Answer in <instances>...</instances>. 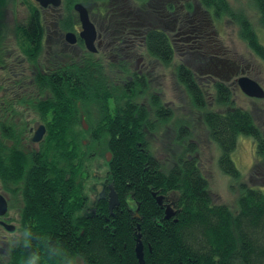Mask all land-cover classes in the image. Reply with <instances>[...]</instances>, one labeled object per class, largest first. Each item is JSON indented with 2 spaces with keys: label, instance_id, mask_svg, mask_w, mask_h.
I'll use <instances>...</instances> for the list:
<instances>
[{
  "label": "trees",
  "instance_id": "16d2710c",
  "mask_svg": "<svg viewBox=\"0 0 264 264\" xmlns=\"http://www.w3.org/2000/svg\"><path fill=\"white\" fill-rule=\"evenodd\" d=\"M151 1L132 0L143 9ZM252 1L264 28V0ZM15 2L0 0V65L10 71L0 77L5 93L0 98V178L6 190L19 176L26 175L27 184L19 220L22 237L5 264H28L33 256L36 264H140L138 243L143 245L144 264H264V191L243 185L236 213L216 203L194 146L167 164L152 151L149 134L171 116L156 98L150 104L156 109L154 119L150 117L140 99L148 85L128 81L126 87H109L105 67L88 54L80 58L84 63L61 52L51 54L44 43L47 18L33 2L28 4L27 23L14 27L9 36L6 13ZM78 2L88 8L90 3H106L63 0L57 8L64 16L59 20L62 32L74 31ZM200 3L236 23L240 38L264 61V44L244 11L235 10L229 0ZM143 42L163 64L174 58L162 30L147 28ZM8 76L14 80L7 81ZM178 78L194 105L205 109V94L190 69L181 65ZM216 90L219 104L231 102L230 88L217 84ZM203 121L221 149L219 166L225 174L241 176L231 158L241 135L253 138L258 156L264 158V134L252 112L239 107L208 111ZM36 123L46 128L39 143L29 131ZM179 130L182 140L188 131L186 126ZM33 144H40L39 149ZM97 149L112 154L105 175L120 204L110 212L102 201L89 218L80 205L84 184L98 181L92 168L101 156ZM62 181L72 185L65 186L61 198L56 184Z\"/></svg>",
  "mask_w": 264,
  "mask_h": 264
},
{
  "label": "rangeland",
  "instance_id": "374dc122",
  "mask_svg": "<svg viewBox=\"0 0 264 264\" xmlns=\"http://www.w3.org/2000/svg\"><path fill=\"white\" fill-rule=\"evenodd\" d=\"M14 1L16 2L11 4L5 20V23L10 28L9 36L11 37L13 36L12 30L14 27L27 23V19L30 16L29 2H33L41 9L35 0ZM229 2L235 10L244 11L247 14L254 23L261 42L264 44V28L259 22L258 12L253 1L229 0ZM121 4L124 7V13L131 12V9L137 11L138 6L131 0H124ZM117 5L118 3L116 2L90 3L89 12L93 18L98 19L99 24H102L101 19H99L100 10L102 9L103 14H110L115 11ZM142 11L144 13V35L145 30L151 27H160L172 33L175 42V53L171 63L163 64L153 58L144 45L143 36L133 42L135 43L134 51L123 49L119 52L122 58L120 61L116 57L117 50L113 49L114 52H112L108 50V46H105L107 50L104 49L105 52L101 53L100 58L93 56L90 52L85 54L78 53L77 48H67V46L63 45L59 33H53L57 31V27L53 25L54 21L57 22L59 15L61 16L62 14L61 9L53 7L42 9L48 19L47 24L51 35L50 43L48 44L50 48L47 49L51 54L59 52L68 54V56L75 58L74 60L82 63L84 62L83 60L80 61V58L88 54L93 59V62H98L101 65L105 64L107 66L105 72H107L109 87L112 85L116 88H121L118 85L126 87L129 79L135 78L137 74L143 75L145 81H149V83L145 92H142L143 94L140 91L138 93L142 94L140 99L149 107L150 117L154 119L153 115L156 111V109L150 107L153 97L159 98L165 108L167 106L168 109L170 108L173 111L170 119L166 120L156 132L149 134V141L155 156L167 164L189 146H194L203 174L208 179L209 191L214 201L227 205L236 213L238 210V199L243 193V185L264 191V158L258 156L255 140L241 135L238 138L236 149L231 154V158L240 171L241 176L236 179L225 174L219 166L221 149L217 143L210 139L203 117L208 111L225 112L232 107L243 108L252 112L256 123L264 134V98L256 99L246 96L240 90L238 81L229 80V77L233 76L229 74V68H232L236 76L245 71L251 79L257 81L264 89V61L258 58L246 42L240 38L239 26L236 23L227 15L220 14L217 16L213 10L205 9L201 6L200 0H152L149 6ZM176 19L180 23L176 22V27H174ZM189 21H194V26H203L205 30L202 38H198L196 34H192L193 37L189 38L190 34L185 33L187 27L189 28L190 26ZM119 22L125 26V30L120 31L118 37L122 36L121 39L126 42L125 44L131 46L133 38L131 39L130 32L133 31L131 26L135 22L133 23V20L125 16V14H122ZM105 25L107 24L105 23ZM113 41L115 42L114 45H118L121 42L119 38L116 40L114 36ZM12 45L15 54L18 49L14 43ZM66 55H63L64 60L68 59ZM47 56L48 54L43 56V58L45 59ZM181 65H185L194 72L205 94V109H200L194 105L191 95L180 83L178 69ZM213 65L219 68H226L228 74H223L220 77L214 67L211 69ZM8 69L10 70L9 67ZM3 73L10 74V71L4 70L3 66L0 65V77ZM14 77L8 76L7 81H13ZM217 82H223L231 90V102L227 105H221L217 101V90L215 87ZM8 92H11V89ZM4 95V91L0 90V98ZM95 109L93 113L98 117V111L97 109L95 111ZM181 126H186L188 131V134L181 135L182 140L179 139ZM85 144L87 145V142ZM39 145L33 144V147L37 149L40 147ZM97 151L101 153V156L99 155L100 158L93 161L92 168L96 173V178L99 179V176L103 177L106 174L105 162L107 153H103L99 149ZM98 166L99 168H97ZM92 180L94 181L95 179ZM16 223L14 224L17 225ZM19 230L16 234H8L11 240L20 237L22 232Z\"/></svg>",
  "mask_w": 264,
  "mask_h": 264
},
{
  "label": "flooded vegetation",
  "instance_id": "af4514ba",
  "mask_svg": "<svg viewBox=\"0 0 264 264\" xmlns=\"http://www.w3.org/2000/svg\"><path fill=\"white\" fill-rule=\"evenodd\" d=\"M125 1H127V0H125ZM105 2L106 3L107 2L108 3L109 2H111V3L116 2V3H118V5H117V8L115 9V11H112L110 14H103L102 9L100 10L101 14H99L100 15L99 19H101L102 24H99L98 19L93 18L89 12L90 19L94 23V25L97 29V40H96L97 52L92 53V54H93V56L100 58L99 56L102 55L101 53L105 52L104 51V49H106L105 46H108L109 47L108 50H111L112 52H114L113 49L117 50V53H116L117 56L116 57L119 58V61H120V60H122L121 54L119 53L120 51H122L123 49H127L128 51H134L135 43H133V42H135L136 39L138 40L142 36H143L142 38H144V28H143L144 27V13H142L144 11H142L143 9L138 6L137 11H134V9H131L130 10L131 12L124 13V7L121 4V2H124V0H105ZM98 4H102V2L101 3L99 2ZM49 8H52V7H49ZM87 9L89 11L88 7H87ZM118 11H120V12H118ZM122 14L123 15L125 14V16L130 17L133 20V23L135 22V24L131 26V28L133 29V31L130 32L131 33L130 36H132L131 39L133 38V41L131 40V42H132L131 46H128L125 44L126 42L121 39L122 36L118 37V34L120 33V31L125 30V26L119 22V19H120V17H122ZM154 15H155V13H154ZM43 17H45V16L43 15ZM63 17H64L63 14H61V16L59 15V17H58L57 22L54 21L53 25L55 27H57V29H56L57 31H55L53 33H55V34H57V32L59 33V35L61 36V39H62L61 41H62L63 45L67 46V48L68 47L77 48L78 53H80V52L83 54L88 53L89 51L86 49L85 42L80 38V33L82 31V28H81V23L79 21L78 15H77V18L75 21L74 31H67V32H62L61 30H58L59 29V20L62 19ZM47 22H48V19L46 20V23ZM176 22H179V20H177V19L175 20L174 27H176ZM105 23L107 25H105ZM189 23H190V26H189V28L187 27V29L185 31L186 34H190L189 38L193 37L192 34H196L198 36V38H202V34L204 33V30H205L203 28V26L202 27L201 26L200 27L194 26V24H195L194 21H189ZM155 29L162 30L163 32L167 33V35L170 39L171 47L175 53V42H174V38L172 36V33L167 32L166 30H164L160 27L155 28ZM180 31H181V29H180ZM69 32H72L76 35L77 42L74 45L69 44L66 40V34ZM113 36L116 38V40H118V38L121 40V42H119L118 45H114L115 42L113 41ZM50 38H51V35H50V31L48 29V31L46 32V36L44 38V43L47 45V48H50V46L48 45L50 43ZM109 40H111V41H109ZM58 44H57V46H58ZM125 61H127V60H125ZM103 66L105 67V69H107V66L105 64H103ZM212 67H214V69L217 71L216 73L220 77H222L223 74H228V71L226 68H219L216 65L211 66V69H212ZM44 69L48 70V67L45 66ZM229 70H230L229 74L233 75V76L229 77V80L238 81L239 78H241L242 76L250 77L245 73V71H243L242 74L236 76L234 74V72L232 71V68H229ZM190 71L194 75L195 81H198L194 72L191 69H190ZM134 80L144 81V83H146L147 85L149 83V81H145L144 76L141 74H137L135 78L129 79V81H132V83L136 84L134 82ZM217 84H224V83L223 82H217L215 84V87ZM126 85H127V83H126ZM156 98L153 97L152 100H155ZM157 99L159 101L158 104H160L159 107H163L164 109L168 110L167 114H169V116H171L172 112H173L172 109H170V108L168 109L167 106L165 108L162 101L159 100V98H157ZM143 104H145V103H143ZM150 107L152 108V106H150ZM84 118H85V116H84ZM84 118H83V121L86 122V120ZM82 125H83V123H82ZM40 126H44V125H42L40 123H36L33 127H30L29 131L31 132L32 137H34L35 132L39 129ZM89 128H90V126L88 125L87 130H89ZM37 149H39V148H37ZM94 176L96 177V173H94ZM25 178H26V175L25 176H19L17 179L12 180V181L10 180V184L7 186L8 190H6V187L4 186V184L2 183L1 178H0V195H2L8 203L7 214L4 216H0V264H5L6 261H9V258L11 255L10 253L12 252V250H14L16 248V245L18 244V242L20 241V238L22 237V234H21L19 238H13V240H11V238L8 236V234L9 235L10 234H16L18 232V229H20L19 231H21L20 222H19V220H21L20 215L23 212L24 208L26 207L25 200H24V189L26 187L27 180ZM98 181H100V182L97 183L96 179L94 181L92 179H89L84 184V186H85L84 195L82 197V201H81L82 203L80 206H81L82 214L89 216V218L94 217L97 214L98 205L100 202L107 201L108 206H109L111 183L109 182L106 175L103 177L99 176ZM70 185H72V183L69 181L67 183L62 181L59 184H56L57 190H58L57 194L59 196H61V198H62V194H63V190H64L65 186H70ZM98 185L104 186V198H102V199H98V196H99V194L97 192V186ZM110 212H112V211H110ZM16 221H18V223H16ZM14 223H16L17 225H15ZM5 224L14 225L15 230L13 232L8 231L5 227ZM2 259L5 261L2 262L3 261Z\"/></svg>",
  "mask_w": 264,
  "mask_h": 264
},
{
  "label": "water",
  "instance_id": "95a60500",
  "mask_svg": "<svg viewBox=\"0 0 264 264\" xmlns=\"http://www.w3.org/2000/svg\"><path fill=\"white\" fill-rule=\"evenodd\" d=\"M36 3L42 8L47 9L49 7L60 8L62 6L63 0H35ZM74 11L79 17V21L81 23L82 31L80 33V38L85 42L86 49L91 52H97L96 48V40H97V29L94 23L90 19L89 11L86 6L82 3H77L74 5ZM66 40L69 44H76L77 38L76 35L72 32L66 34ZM238 86L240 90L250 98L263 99L264 98V89L262 86L255 80L251 79L247 76H242L238 80ZM83 127L87 130L88 124L83 121ZM46 133V128L44 126H40L39 129L35 132L33 137L34 143H39L44 138ZM107 162H111L112 154L109 152L106 156ZM97 192L99 194L98 199L104 198V186L98 185ZM120 204L118 194L116 193L113 185L110 186V200H109V209L113 212L115 208H117ZM8 212V203L6 199L0 195V216L6 215ZM5 227L8 231L13 232L15 230L14 225L5 224ZM138 240V237H135ZM136 252L140 264H144V253H143V245L141 243L137 244Z\"/></svg>",
  "mask_w": 264,
  "mask_h": 264
},
{
  "label": "clouds",
  "instance_id": "9594fccd",
  "mask_svg": "<svg viewBox=\"0 0 264 264\" xmlns=\"http://www.w3.org/2000/svg\"><path fill=\"white\" fill-rule=\"evenodd\" d=\"M37 259H38V258H37L36 256L31 257V258L29 259V261H28V264H36Z\"/></svg>",
  "mask_w": 264,
  "mask_h": 264
}]
</instances>
